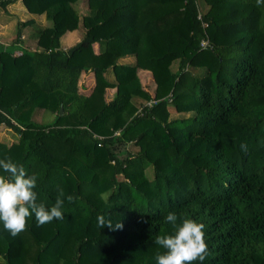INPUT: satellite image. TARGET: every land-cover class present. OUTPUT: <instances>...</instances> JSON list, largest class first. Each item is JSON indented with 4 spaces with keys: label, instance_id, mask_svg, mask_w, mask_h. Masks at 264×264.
<instances>
[{
    "label": "trees",
    "instance_id": "trees-1",
    "mask_svg": "<svg viewBox=\"0 0 264 264\" xmlns=\"http://www.w3.org/2000/svg\"><path fill=\"white\" fill-rule=\"evenodd\" d=\"M17 1L47 24L26 36L20 21L0 42V132L18 136L0 140V159L38 176V203L63 192L64 218L40 226L33 214L17 236L0 224V264H156L170 211L205 225L202 264H264V3L0 7Z\"/></svg>",
    "mask_w": 264,
    "mask_h": 264
},
{
    "label": "clouds",
    "instance_id": "clouds-1",
    "mask_svg": "<svg viewBox=\"0 0 264 264\" xmlns=\"http://www.w3.org/2000/svg\"><path fill=\"white\" fill-rule=\"evenodd\" d=\"M264 3V0H257ZM0 224L12 236H17L28 228L29 219L35 215L38 225L43 226L53 220L64 218V193L61 192L50 208L38 203V176L29 175L22 164L14 162L10 157L0 159ZM68 201L74 197L67 196ZM167 224L174 226V232L158 235L155 244L164 251L155 257L156 264H196L205 260L208 246L205 240V225L195 220L181 218L174 211L164 216ZM179 221V223H178ZM98 226L122 230L123 224L113 228L110 220L98 217Z\"/></svg>",
    "mask_w": 264,
    "mask_h": 264
},
{
    "label": "rangeland",
    "instance_id": "rangeland-1",
    "mask_svg": "<svg viewBox=\"0 0 264 264\" xmlns=\"http://www.w3.org/2000/svg\"><path fill=\"white\" fill-rule=\"evenodd\" d=\"M76 10L78 13L84 14L86 13L87 10V4L86 1H80L76 4ZM0 19H3L5 22L6 26L4 27L1 35L0 36V41L6 45V46H11L16 38L17 35V30H18V25L21 22H27L26 23V28L25 30V35L28 36V33L31 28L38 29L39 25H46L47 21L45 19L44 15H33L27 12L25 9L23 3L21 1H17L16 3L9 5L7 10H4L0 7ZM1 22V21H0ZM2 23V22H1ZM80 31H73L69 32L65 35L63 41H64V46L67 45H72L75 42H77L80 37H81V32ZM31 44L34 45L35 40L29 39ZM26 42L24 46L26 47L27 45L30 44L28 41ZM133 59V60H132ZM124 63H132L131 61H134L133 57L129 58H124L123 60ZM173 70L177 69V62L173 64ZM92 79L91 75H85L83 77V83L89 82ZM110 80L113 81V77H109ZM115 92V89H109L107 92L108 99L112 97V94ZM40 118V115H38ZM18 136H16L13 132H11L9 129H6V127H3L0 132V140L3 141L5 144H11L13 142H16ZM125 149V148H122ZM124 155L122 154V157Z\"/></svg>",
    "mask_w": 264,
    "mask_h": 264
},
{
    "label": "crops",
    "instance_id": "crops-1",
    "mask_svg": "<svg viewBox=\"0 0 264 264\" xmlns=\"http://www.w3.org/2000/svg\"><path fill=\"white\" fill-rule=\"evenodd\" d=\"M0 21L2 22H0V36H2L1 35V33H2V31H3V29H4V27L6 26V24H5V22L3 21V19H0ZM1 42V41H0ZM2 43V42H1ZM133 60V59H132ZM131 62H134V61H131Z\"/></svg>",
    "mask_w": 264,
    "mask_h": 264
},
{
    "label": "water",
    "instance_id": "water-1",
    "mask_svg": "<svg viewBox=\"0 0 264 264\" xmlns=\"http://www.w3.org/2000/svg\"><path fill=\"white\" fill-rule=\"evenodd\" d=\"M63 111V110H62Z\"/></svg>",
    "mask_w": 264,
    "mask_h": 264
}]
</instances>
